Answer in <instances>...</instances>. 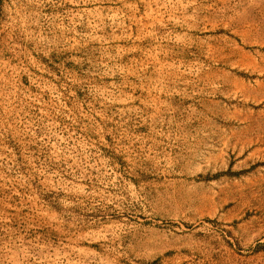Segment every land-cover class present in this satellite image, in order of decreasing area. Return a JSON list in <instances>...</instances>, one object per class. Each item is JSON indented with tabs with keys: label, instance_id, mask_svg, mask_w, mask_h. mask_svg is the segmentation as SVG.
<instances>
[{
	"label": "rangeland",
	"instance_id": "1",
	"mask_svg": "<svg viewBox=\"0 0 264 264\" xmlns=\"http://www.w3.org/2000/svg\"><path fill=\"white\" fill-rule=\"evenodd\" d=\"M0 264H264V0H1Z\"/></svg>",
	"mask_w": 264,
	"mask_h": 264
},
{
	"label": "trees",
	"instance_id": "2",
	"mask_svg": "<svg viewBox=\"0 0 264 264\" xmlns=\"http://www.w3.org/2000/svg\"><path fill=\"white\" fill-rule=\"evenodd\" d=\"M0 2H1V0H0Z\"/></svg>",
	"mask_w": 264,
	"mask_h": 264
}]
</instances>
